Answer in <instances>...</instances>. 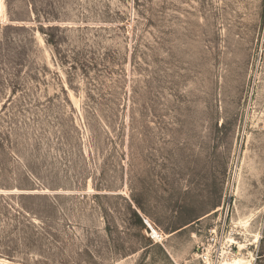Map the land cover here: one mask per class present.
<instances>
[{"label":"rangeland","instance_id":"1","mask_svg":"<svg viewBox=\"0 0 264 264\" xmlns=\"http://www.w3.org/2000/svg\"><path fill=\"white\" fill-rule=\"evenodd\" d=\"M6 4L0 264H264V0Z\"/></svg>","mask_w":264,"mask_h":264},{"label":"bare ground","instance_id":"2","mask_svg":"<svg viewBox=\"0 0 264 264\" xmlns=\"http://www.w3.org/2000/svg\"><path fill=\"white\" fill-rule=\"evenodd\" d=\"M3 18L4 21L7 22L9 21L8 19V11H7V4H6V0H4V14H3ZM4 25V24H3ZM148 223L151 227V231H152V236H155V238H163V234H161L154 226L153 224L148 220ZM5 261V260H4ZM7 264H12L10 262H6ZM253 264L251 260H247V261H242L240 258H235L233 259V261L228 262V261H224L222 264ZM207 264H212L211 262V258L210 255L207 254Z\"/></svg>","mask_w":264,"mask_h":264},{"label":"built area","instance_id":"3","mask_svg":"<svg viewBox=\"0 0 264 264\" xmlns=\"http://www.w3.org/2000/svg\"><path fill=\"white\" fill-rule=\"evenodd\" d=\"M4 14V0H0V25L6 23L3 18Z\"/></svg>","mask_w":264,"mask_h":264}]
</instances>
